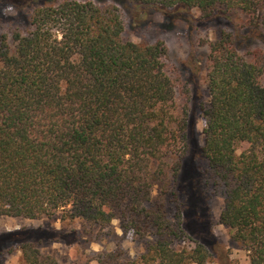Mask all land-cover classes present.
Wrapping results in <instances>:
<instances>
[{
	"label": "trees",
	"instance_id": "trees-1",
	"mask_svg": "<svg viewBox=\"0 0 264 264\" xmlns=\"http://www.w3.org/2000/svg\"><path fill=\"white\" fill-rule=\"evenodd\" d=\"M47 1L17 4L24 25L0 31V216L77 221L71 231L94 241L118 219L148 241L136 260L118 244L98 264H206L211 251L184 229L187 203L166 201L185 195L176 179L197 150L223 188L220 222L264 264V48L253 46L264 0ZM192 9L237 21L206 42L209 98L189 92L180 105L167 43L127 38L121 11L140 28L157 12L194 23ZM42 230L18 234L23 264H59L41 245L61 236Z\"/></svg>",
	"mask_w": 264,
	"mask_h": 264
},
{
	"label": "rangeland",
	"instance_id": "rangeland-1",
	"mask_svg": "<svg viewBox=\"0 0 264 264\" xmlns=\"http://www.w3.org/2000/svg\"><path fill=\"white\" fill-rule=\"evenodd\" d=\"M9 1L11 3L4 7L0 5V31L2 26L24 25V18L17 9V4L26 5L25 10L28 12L35 5L47 0ZM50 1L53 0L47 2ZM96 2L104 4L112 1ZM121 12L126 25L127 38L137 42L161 38L167 43L169 47L167 61L179 78V104L182 105L185 102L189 92H192L195 97L198 96L199 99L207 100L209 96L205 81V61L209 49L206 42L220 37L224 31H233L236 28L237 15H234V21L219 16L200 21L198 19L201 16L200 11L192 9V14L198 19L196 22L188 23L187 20L178 19L170 23L161 12H157L146 19L145 25L137 28L132 25L128 11ZM253 46L264 48V40L255 39ZM204 125L205 120L199 117L197 131L194 133L199 144H203ZM176 159V155L170 157V161ZM208 173L207 160L197 150L191 151L182 176L176 179V182L179 180L181 187L179 188L185 195L178 192L175 199L170 194L166 200L169 209H175V206L182 208L187 203L188 211L185 214L184 229L192 239L194 238L193 240L202 241L211 251L210 259L206 264H250L249 252L245 245L235 240L231 228L220 222V214L225 205L223 188L215 185L208 177ZM152 195L154 201L159 199L160 192L157 186L154 187ZM79 227L80 223L77 221L62 223L58 217L28 219L0 216V264H23L22 252L16 238L18 234L37 229H46L47 231L40 232V235L46 237L50 234L61 236L60 241L45 242L41 245L44 252L57 254L59 264H86L87 262L98 264L96 260H91L95 254L115 249L118 244L125 250L127 258L133 261L147 247L146 239L132 233L125 235L118 219L114 220L111 233L101 236L98 241H94L92 236L83 233L78 239V234L71 230ZM66 231L69 233L66 234Z\"/></svg>",
	"mask_w": 264,
	"mask_h": 264
}]
</instances>
